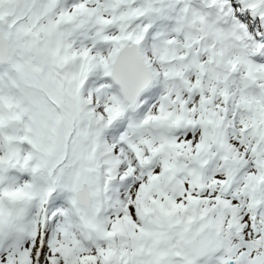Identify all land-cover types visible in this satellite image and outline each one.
I'll return each mask as SVG.
<instances>
[{
  "label": "snow or ice",
  "instance_id": "obj_1",
  "mask_svg": "<svg viewBox=\"0 0 264 264\" xmlns=\"http://www.w3.org/2000/svg\"><path fill=\"white\" fill-rule=\"evenodd\" d=\"M0 264H264V0H0Z\"/></svg>",
  "mask_w": 264,
  "mask_h": 264
}]
</instances>
